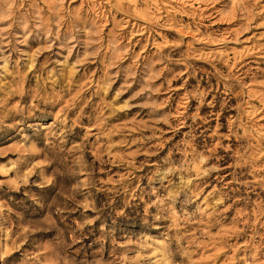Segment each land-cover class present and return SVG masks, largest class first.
<instances>
[{
	"label": "rangeland",
	"instance_id": "1",
	"mask_svg": "<svg viewBox=\"0 0 264 264\" xmlns=\"http://www.w3.org/2000/svg\"><path fill=\"white\" fill-rule=\"evenodd\" d=\"M0 264H264V0H0Z\"/></svg>",
	"mask_w": 264,
	"mask_h": 264
}]
</instances>
